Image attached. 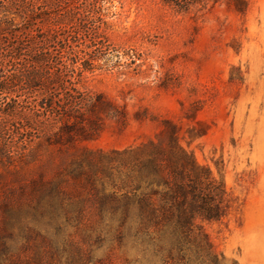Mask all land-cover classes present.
Wrapping results in <instances>:
<instances>
[{
  "label": "trees",
  "instance_id": "1",
  "mask_svg": "<svg viewBox=\"0 0 264 264\" xmlns=\"http://www.w3.org/2000/svg\"><path fill=\"white\" fill-rule=\"evenodd\" d=\"M115 1L0 0V129L19 131L12 121L33 105V97L45 120L39 116L27 127L43 126L39 139L53 147L78 148L95 140L105 119L126 126L125 112L83 85L87 74L100 69L97 61L111 54L107 6ZM158 1L179 14L204 15L221 0ZM228 4L245 12L242 0ZM13 157L0 142V167L10 168ZM69 173L89 188L85 199L99 222L83 223L85 201L67 202L61 179L45 182L38 207L1 204L0 264H106L93 253L106 241L131 245L150 264H222L204 225L226 216L225 183L182 147L171 125L157 140L135 148L98 157L82 151ZM31 222H45L56 236L41 235ZM69 227L72 234H66ZM28 250L33 254L26 256ZM125 262L137 264L138 258Z\"/></svg>",
  "mask_w": 264,
  "mask_h": 264
},
{
  "label": "rangeland",
  "instance_id": "2",
  "mask_svg": "<svg viewBox=\"0 0 264 264\" xmlns=\"http://www.w3.org/2000/svg\"><path fill=\"white\" fill-rule=\"evenodd\" d=\"M242 1L245 12L221 0L204 15L179 14L158 0L108 5L111 54L97 61L100 69L87 74L83 85L125 112L126 126L105 119L95 140L78 148L53 147L39 139L43 126L27 127L39 116L45 120L33 97V105L12 121L19 131L0 129L1 144L14 156L10 168L0 167V210L7 200L38 207L45 182L59 178L67 202L84 199L83 223L97 224L86 201L90 190L69 168L82 151L98 157L135 148L157 140L171 125L182 147L225 183L229 210L220 222L204 225L222 264H264V0ZM31 224L41 235L56 236L45 222ZM74 231L69 227L66 234ZM93 251L106 264H126L127 257L150 264L131 245L106 241Z\"/></svg>",
  "mask_w": 264,
  "mask_h": 264
}]
</instances>
